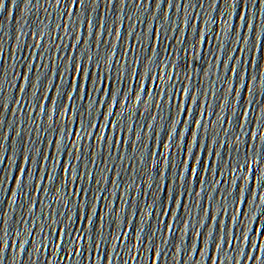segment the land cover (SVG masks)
Returning a JSON list of instances; mask_svg holds the SVG:
<instances>
[{
  "label": "snow or ice",
  "instance_id": "1",
  "mask_svg": "<svg viewBox=\"0 0 264 264\" xmlns=\"http://www.w3.org/2000/svg\"><path fill=\"white\" fill-rule=\"evenodd\" d=\"M168 2H170V0H168ZM211 2L216 6V11L217 12H221L222 11V5L224 7H228V0H211ZM29 3H31V0H29ZM254 3L258 6L260 5L261 3H264V0H254ZM77 6H80V7H84V0H72V7L73 9H75ZM183 6V5H181ZM199 6H203L202 3L199 4ZM249 3H248V0H232V3H231V7L233 9V11H235V14H236V17H238L242 22H243V27L250 30L254 35L256 33V26L253 24V23H250L249 22V16L248 15H241V11H239L237 13V7H239V9L243 10V9H247L249 8ZM0 7H3V0H0ZM228 13H225L224 16H227ZM222 19H224V17H222ZM224 22L225 23H228L227 19H224ZM88 23V26L89 28L93 27V24L91 21H87ZM103 27V25H101ZM232 31L235 32L236 29L233 27L232 28ZM239 35V34H238ZM202 39L204 40L205 43H207V38L206 37H202ZM240 40L243 41L245 44L248 43V41L244 40V37L241 35L240 36ZM262 40H264V38H261V42ZM238 52L240 53H245L246 52V49L245 48H238L237 49ZM253 62L252 61H249V64H252ZM228 71H230L233 75L239 77L240 73L239 71H237L236 69L234 68H228ZM81 74L85 75L86 76V79L88 82H92V78L89 74H86V73H83V69H78L77 70V76L79 77ZM262 83H264V81H262ZM244 87L246 88V90L249 92V93H252V89L250 86L248 85H244ZM72 90L74 93H80L82 90V95L84 97H88L90 98L89 96V93H88V83H80L79 80L72 84ZM233 91H235V89H233ZM109 94H111V92L109 91ZM238 94V93H237ZM73 97L70 95L69 96V99H72ZM139 99V98H138ZM118 103V101H117ZM184 112H187V109H184ZM245 115H247V113H244ZM183 122V121H181ZM197 125L200 124L199 121H196ZM91 126V125H89ZM94 127L96 128H99V125H95ZM173 129L175 130V135H180L179 133V130L176 129V126L175 124L173 125ZM83 130V129H82ZM189 132H191V129H189ZM73 135H79V134H76V133H73ZM194 135V134H193ZM253 138L255 139L256 136L253 135ZM103 139H107L106 137H104ZM181 139L183 140V143H184V148H183V151L186 152L188 154V158H189V161H192V160H195L200 166H203V160H200L197 156H196V153L193 151V146L194 147H203L202 145L199 144V140L198 138L195 137L194 135V144L193 146H189L188 145V142L187 140H184L183 137H181ZM169 140H172V146L173 147H176V144H175V141L173 139V136L170 135L169 136ZM53 144H55V142L53 141ZM0 147H2V145H0ZM157 155H159V153H157ZM46 160H51V156H48L45 158ZM165 159L167 161H169V165L171 166L170 164V160H171V155L169 154L168 157H165ZM25 160L27 162H30V163H33L35 164L36 161L32 159L31 155H26L25 156ZM182 163H184V166L186 168V170L192 174L193 176H196L198 177L199 176V173L197 172V169L194 168L192 166V164L188 161H183ZM53 164H55V161H53ZM60 164L61 166H63V160L60 161ZM239 169L243 170V171H249L250 175L255 177V167L251 164H248V163H245L244 165H239L237 166ZM17 169L18 171L21 173V177H27L28 176V172H27V169H21L19 168V166H17ZM37 171H40V169H37ZM63 171L65 172V174L67 175H72L75 173V169L72 168L71 165H69L68 167H65L63 168ZM43 178H47L48 180H52L53 177L51 174H48V173H43ZM78 179L80 177H77ZM182 178V176H181ZM244 177H239V179H243ZM14 181L20 185V188H21V191L23 190V185L21 184L20 181L16 180V177L14 178ZM262 187H264V183L261 184ZM237 189L238 191L240 192L241 194V202L244 203V204H247L248 201H247V198L244 197L243 195V189H240L239 188V185H237ZM13 195H17V193H13ZM241 215H243V213H241ZM211 218V217H210ZM85 220H87L88 223H92L91 219L88 218L87 216L84 217ZM187 227H190L191 226V221H189L187 224H186ZM172 229L169 228V231H171ZM262 234H264V232H262ZM247 238V237H246ZM250 242V241H249ZM256 248L258 249L259 248V245H256ZM0 252H2V249H0ZM249 260H252V261H255L256 260V257L253 258V256H249L247 257Z\"/></svg>",
  "mask_w": 264,
  "mask_h": 264
}]
</instances>
